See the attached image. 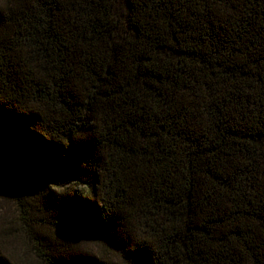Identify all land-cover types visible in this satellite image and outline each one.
I'll return each mask as SVG.
<instances>
[{
  "label": "trees",
  "instance_id": "obj_1",
  "mask_svg": "<svg viewBox=\"0 0 264 264\" xmlns=\"http://www.w3.org/2000/svg\"><path fill=\"white\" fill-rule=\"evenodd\" d=\"M0 195L40 264H264V0H0Z\"/></svg>",
  "mask_w": 264,
  "mask_h": 264
},
{
  "label": "rangeland",
  "instance_id": "obj_2",
  "mask_svg": "<svg viewBox=\"0 0 264 264\" xmlns=\"http://www.w3.org/2000/svg\"><path fill=\"white\" fill-rule=\"evenodd\" d=\"M21 226L18 205L10 197L0 195V239L5 240V253L19 264H40Z\"/></svg>",
  "mask_w": 264,
  "mask_h": 264
}]
</instances>
